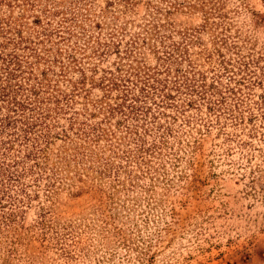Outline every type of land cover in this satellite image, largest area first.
Masks as SVG:
<instances>
[{"label": "rangeland", "instance_id": "obj_1", "mask_svg": "<svg viewBox=\"0 0 264 264\" xmlns=\"http://www.w3.org/2000/svg\"><path fill=\"white\" fill-rule=\"evenodd\" d=\"M42 2L47 11L91 17L87 24H99L91 33L103 39L113 34L121 41L118 53L158 26L159 37L169 38L166 43L183 57L181 71L188 78L195 73L196 81L205 76L208 85L213 81L216 89L207 96L226 100L214 111L197 95L189 107V95L176 96L178 108L168 106L160 115L159 134L153 128L145 137V147L153 146L142 162L116 160L125 170L112 168L106 175L78 169L72 151L65 150L71 144L53 139L46 160H38V174L21 180V192L12 188L22 203L3 210L14 216L0 225V264H264V0ZM61 15L48 16L50 28ZM150 45L137 55L138 66L159 67ZM116 51L91 59L76 54L81 65L98 72L91 77L85 71L86 91L58 118L60 126L83 106L84 96H103L91 83L102 69L115 68ZM69 77L78 79L79 73ZM60 84L68 92L67 83ZM232 113L242 121H233ZM94 151L102 156L99 163L110 155Z\"/></svg>", "mask_w": 264, "mask_h": 264}, {"label": "trees", "instance_id": "obj_2", "mask_svg": "<svg viewBox=\"0 0 264 264\" xmlns=\"http://www.w3.org/2000/svg\"><path fill=\"white\" fill-rule=\"evenodd\" d=\"M44 4L42 0H0V225L5 226L12 222L14 212L8 213L4 208L22 203L14 198L12 188L20 187L17 192H21V180L38 174L37 169L41 168L38 160L41 157L46 160L53 139L71 144L65 150L72 151L70 155L78 169L106 175L112 168L125 170L124 166L114 164L116 160H124L128 165L142 162V154L153 146L151 143L145 147V137L150 136L153 128L159 134L160 115L166 116L164 108L168 106L178 108L174 103L176 96L189 95L186 104L189 107L191 97L197 95L214 111L226 100L223 96L218 100L207 96L210 89H216L213 81L208 85L205 76L196 81L195 73L188 78L189 73L181 71L183 57L176 55L173 44L172 47L166 43L169 38L159 37L158 26L144 30L143 36L136 35L118 53L121 41L113 40V34L110 39H103L91 33L99 24H87L91 20L88 15L67 16L65 12L47 11ZM16 8L20 10L18 15H14ZM37 8L39 14L34 11ZM59 14L62 15L56 26L50 28L48 16ZM28 18L32 21L28 22ZM72 38L84 43H70ZM157 38L160 47L150 45V40ZM58 44L67 47H57ZM144 45H150L159 60L158 66L163 69L137 65V55ZM111 48L117 50L119 62L114 69H102L96 83H91L102 90L103 96L95 100L84 96L83 106L66 117L65 127L60 126L58 118L65 116L78 102L81 92L86 91L85 71L92 72L91 77L98 72L96 66L81 65L76 54H84L87 59L100 58ZM124 60L126 63L121 64ZM71 71H77L79 78L71 79ZM61 82L67 83L68 92L61 89ZM227 92L235 95L231 88ZM261 97L264 102V95ZM260 114L264 116V110ZM229 115L235 122L243 119L234 113ZM95 118L99 120L94 121ZM58 127L59 130H54ZM164 127L170 132L169 126ZM164 130L159 137H164ZM95 149L100 153L110 151L105 163L98 162L102 156Z\"/></svg>", "mask_w": 264, "mask_h": 264}]
</instances>
